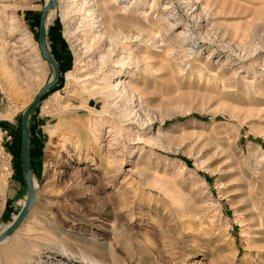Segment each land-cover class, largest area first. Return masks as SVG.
Segmentation results:
<instances>
[{"label": "rangeland", "instance_id": "obj_1", "mask_svg": "<svg viewBox=\"0 0 264 264\" xmlns=\"http://www.w3.org/2000/svg\"><path fill=\"white\" fill-rule=\"evenodd\" d=\"M64 1L45 29L59 80L28 121L37 200L0 264H264V0H97L144 32L114 45L66 23ZM44 4L0 0V231L27 199L22 112L53 73ZM115 46L133 60L115 108L129 120L83 108L81 127L58 128L71 93L92 101L83 69Z\"/></svg>", "mask_w": 264, "mask_h": 264}, {"label": "bare ground", "instance_id": "obj_2", "mask_svg": "<svg viewBox=\"0 0 264 264\" xmlns=\"http://www.w3.org/2000/svg\"><path fill=\"white\" fill-rule=\"evenodd\" d=\"M48 1L49 0H45V4ZM56 2H57V0H56ZM64 3H65V5H63L64 8L62 7L63 8V12H62L63 13V20L66 23L69 21V18H70L69 12H71L73 15L79 16L80 23L82 25H84V27H85V28L83 27L85 32L88 33L92 37L97 36V37H99V39H101V38H103V36L105 34H107L108 38L111 40V42L114 45L118 42L124 43V41H126V40L130 41V40H133L137 37H143L144 36V32L142 31V29H140L138 27L135 29L134 27L131 26V20H129L128 23H126V22L123 23L114 14L107 16L105 14V12L103 11V7H102L103 5L100 2H98L97 0H65ZM113 4H115V3L113 2ZM52 13H53V8L50 9L45 16V29H46V23H47L48 19L51 17ZM99 39H97V40H99ZM45 48H46L47 54L50 55L49 50L47 49L46 43H45ZM125 49L126 48H124L123 46H120V49L117 50V46H115L112 49V51L115 52L117 50L118 53L115 55V57L113 56L114 58L111 56V52L108 55V57L105 54H99L98 55V65L95 67V71H92L90 69H86L87 66H86V68L83 69L82 75L77 79V82H78V84L80 86V90L82 92L88 93L91 96V98L93 97L92 101L89 98L78 97V96L74 95V93H71L67 98L69 99L71 97L72 100L71 101L68 100L69 102L66 101L67 103H65L64 105H61L62 111L58 116H56V118L60 121L58 128L65 130L68 133L70 131L68 129V127H75V128L77 126H78V128H79V126L81 127V125L84 123V119L82 120L80 118V116H82V115L81 114L79 115V112L83 108L87 109L86 111H88L89 113H93V114H96L98 116L100 115V117L103 116L104 114H106V115L108 114L111 116H115L116 120H117V118H119V119L122 118L121 120H118V121H123V120L128 121L129 120L128 118H126L127 114L125 116H123L121 113H119L115 110V108H117V107L120 108L122 102L125 101V99L128 95V92L133 91V89H134V87H133L134 85L131 86L132 81L130 83H127V81H126V83H125L121 78L122 76H125L126 73L127 74L129 73V70L132 67L131 65L133 64L132 59H126L127 57L125 56ZM98 53H100V51H98ZM114 76H116V78L113 79ZM8 79H9V81H13V78L11 76H8ZM69 92H75V91L73 90V88L72 89L70 88ZM100 103L102 104V108L97 109V107ZM71 109L76 110L74 112V114L72 113L69 116L66 115V113H68L67 111H69ZM112 122H113V118H111V120H108V123L112 124ZM99 124H100V125H98L99 128L103 129V125H101V123H99ZM103 124H104V122H103ZM85 125H86V123H85ZM85 125H83V126H85ZM108 126H110V125H108ZM91 127L93 128V125ZM113 128H115V127L111 126V127L105 128L106 134L111 135ZM88 129H89V127H88ZM61 134H60V136L64 137V134H62V135ZM100 134H101V132H100ZM100 134L94 133L93 135L97 136V138H98L100 136ZM112 139L113 138L111 137L110 141ZM30 179H31V182L33 184V189L35 191L36 187H37V182L35 181V179H33V177L31 178V175H30ZM36 200H37V196L35 193V200H34V202L30 208H32L34 206V204H36ZM15 217H16V215L14 216V218ZM10 223H8L0 231V233H2L5 230V228H7L9 226ZM22 223H21V226H22ZM24 226H26V225H24ZM24 234H26V233H24ZM11 235L7 236L0 243L7 240ZM15 245H13V246L15 247ZM10 248H11V246H10ZM22 251H24V250H22ZM12 252H14V251H12ZM6 253H7V251H6Z\"/></svg>", "mask_w": 264, "mask_h": 264}, {"label": "water", "instance_id": "obj_3", "mask_svg": "<svg viewBox=\"0 0 264 264\" xmlns=\"http://www.w3.org/2000/svg\"><path fill=\"white\" fill-rule=\"evenodd\" d=\"M56 5V0H49L43 7L40 17H39V25H38V46L40 50L41 57L48 62L53 70V73L50 79L44 84L37 94L34 96L32 102L29 106L22 112L20 118V167L21 173L24 178L27 199L23 204L22 208L16 215V217L11 221L9 226L5 228V230L0 233V242L3 241L7 236L13 234L15 230L21 225L27 216L31 205L35 200V191L33 189V184L30 179L31 168H30V159H29V126L28 121L30 115L34 112V110L38 107L43 95L52 87H54L59 80V68L56 61L52 56L47 54L45 48V16L47 12L54 8Z\"/></svg>", "mask_w": 264, "mask_h": 264}]
</instances>
